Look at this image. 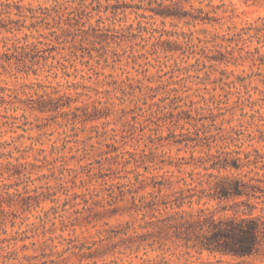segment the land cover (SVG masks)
<instances>
[{"label": "rangeland", "instance_id": "374dc122", "mask_svg": "<svg viewBox=\"0 0 264 264\" xmlns=\"http://www.w3.org/2000/svg\"><path fill=\"white\" fill-rule=\"evenodd\" d=\"M19 3L34 63L0 59V264H264L158 232L175 210L231 203L186 191L218 173L208 157L264 160V0L183 1L204 19L140 0ZM159 186L167 203L138 209ZM179 188L193 195L176 208Z\"/></svg>", "mask_w": 264, "mask_h": 264}, {"label": "trees", "instance_id": "16d2710c", "mask_svg": "<svg viewBox=\"0 0 264 264\" xmlns=\"http://www.w3.org/2000/svg\"><path fill=\"white\" fill-rule=\"evenodd\" d=\"M20 0H0V47L4 51L0 52V59L9 61L14 59L16 65L19 63L31 66L34 62L32 54L28 51L34 50V46L25 43V37H18L14 31L21 28L24 23L20 19L23 7ZM145 1V5L139 3L137 8H144L152 15L159 17H192L193 19H204L201 8L197 9V14L183 8V1L189 0H140ZM13 8L16 12L13 13ZM28 10L32 12V8ZM17 15L14 18L12 15ZM255 34L264 38V21L255 27ZM12 33L11 35H6ZM23 37V38H22ZM28 50V51H27ZM27 57L30 59L26 60ZM27 61H31L27 64ZM3 64V62H1ZM7 99L0 97V103H5ZM261 155L249 158L239 155H214L208 157L209 166L204 169H215L218 173L208 172L205 178L199 179L193 187H186V191L197 190L199 185V201L206 197L207 201L217 200L231 201L229 204L219 205L218 210L211 211L206 207L192 210H175L173 213L158 219V232L166 234L179 245L186 249V254L194 251L198 254L206 252L208 255L231 256L234 258H260L264 260V160ZM203 163V162H201ZM261 163V164H259ZM246 168V169H245ZM228 170L229 173L220 174L221 171ZM263 170V172H259ZM163 185V181L158 182ZM151 193L152 198L148 202L137 205L138 209H149L151 214L159 211L160 203L158 192ZM193 193L185 194L184 188H179L174 197L176 208H180L186 197L191 203L190 197ZM1 202V195H0ZM205 203V202H204ZM230 211L216 216L217 212ZM155 216V215H154ZM188 260V258H185ZM157 264H169L165 259H161ZM200 264H212L210 261Z\"/></svg>", "mask_w": 264, "mask_h": 264}]
</instances>
